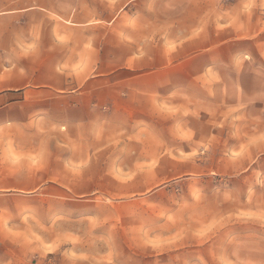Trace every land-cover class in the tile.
Returning a JSON list of instances; mask_svg holds the SVG:
<instances>
[{
    "label": "rangeland",
    "instance_id": "obj_1",
    "mask_svg": "<svg viewBox=\"0 0 264 264\" xmlns=\"http://www.w3.org/2000/svg\"><path fill=\"white\" fill-rule=\"evenodd\" d=\"M200 2L205 91L178 75L184 101L94 187L6 190L0 264H264V0Z\"/></svg>",
    "mask_w": 264,
    "mask_h": 264
},
{
    "label": "crops",
    "instance_id": "obj_2",
    "mask_svg": "<svg viewBox=\"0 0 264 264\" xmlns=\"http://www.w3.org/2000/svg\"><path fill=\"white\" fill-rule=\"evenodd\" d=\"M200 1L0 0V198L96 186L106 156L146 147L184 101L178 75L205 91L195 76L211 58V3Z\"/></svg>",
    "mask_w": 264,
    "mask_h": 264
}]
</instances>
